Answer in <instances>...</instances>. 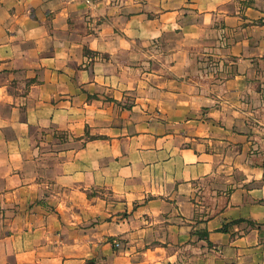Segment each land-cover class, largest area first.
Wrapping results in <instances>:
<instances>
[{
  "label": "crops",
  "instance_id": "1",
  "mask_svg": "<svg viewBox=\"0 0 264 264\" xmlns=\"http://www.w3.org/2000/svg\"><path fill=\"white\" fill-rule=\"evenodd\" d=\"M0 264H264V0H0Z\"/></svg>",
  "mask_w": 264,
  "mask_h": 264
},
{
  "label": "built area",
  "instance_id": "2",
  "mask_svg": "<svg viewBox=\"0 0 264 264\" xmlns=\"http://www.w3.org/2000/svg\"><path fill=\"white\" fill-rule=\"evenodd\" d=\"M120 245H121V244H120L118 241H115V242H114V246H115V247L118 248V247H120Z\"/></svg>",
  "mask_w": 264,
  "mask_h": 264
}]
</instances>
